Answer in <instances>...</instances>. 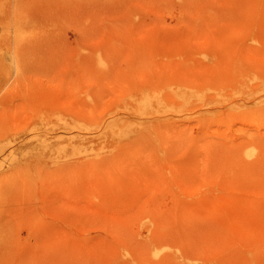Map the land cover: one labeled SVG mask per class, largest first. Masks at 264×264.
<instances>
[{"label":"rangeland","instance_id":"1","mask_svg":"<svg viewBox=\"0 0 264 264\" xmlns=\"http://www.w3.org/2000/svg\"><path fill=\"white\" fill-rule=\"evenodd\" d=\"M0 264H264V0H0Z\"/></svg>","mask_w":264,"mask_h":264}]
</instances>
